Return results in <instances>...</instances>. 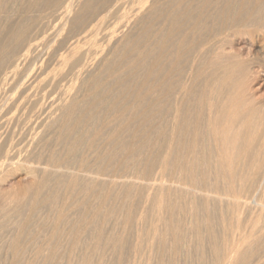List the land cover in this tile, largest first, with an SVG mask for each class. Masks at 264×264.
Here are the masks:
<instances>
[{
	"label": "bare ground",
	"instance_id": "6f19581e",
	"mask_svg": "<svg viewBox=\"0 0 264 264\" xmlns=\"http://www.w3.org/2000/svg\"><path fill=\"white\" fill-rule=\"evenodd\" d=\"M64 233L75 264H264V0H0V246Z\"/></svg>",
	"mask_w": 264,
	"mask_h": 264
},
{
	"label": "rangeland",
	"instance_id": "374dc122",
	"mask_svg": "<svg viewBox=\"0 0 264 264\" xmlns=\"http://www.w3.org/2000/svg\"><path fill=\"white\" fill-rule=\"evenodd\" d=\"M245 53H248V54H251V55H249V56H255V57H259V58H262L261 56H263V54H261V52H260V50L258 49V47L256 46V45H253V46H250L249 48H247V52H245ZM246 55V54H245ZM159 123V121H156V122H154V125H157ZM113 203V202H112ZM40 216V217H39ZM179 217H180V215H179ZM41 219V215H37V217L35 218V220L36 221H38V220H40ZM49 226V225H48ZM48 228H50V226L48 227ZM48 228H47V230H48ZM60 241H59V237L55 240H53V244L54 245H56V243H57V245H56V247L58 248V247H60V248H58L57 250H58V252H57V254L55 255V256H53V258L54 257H56V258H54L55 260H53V262H52V264L54 263V264H58L59 263V261H60V263L59 264H71L70 263V260H71V262L73 263V264H75L74 262H76V260H78V259H80V258H78V257H81L82 258V256H83V254H84V252H82L83 250V248H79L78 250H76V251H73L74 252V254H73V252H69V250H67L68 249V247L69 246H67V245H69L68 243H70V238L67 236V233L65 234H63L62 235V237H60ZM63 239V240H62ZM69 239V240H68ZM65 241V242H64ZM33 242V241H32ZM27 244H29V247L27 248V245H26V249H24V250H26V254L25 255H23L22 256V254L23 253H25V251H23L22 252V254H19V255H17V257H15V258H17V259H19V257H20V259L22 258H24L23 260V262H25V261H27L28 259H33L34 258V255H32V254H34L33 253V251H35L34 249H36V246L34 245V243H31V239L29 238L28 240H27ZM59 245V246H58ZM66 248H65V247ZM61 247H63V249L61 248ZM2 249V250H1ZM4 249V250H3ZM6 249V247H1L0 246V260H2V261H0V264H10V262H9V259H10V261H11V258H9V256H11L10 254H9V252H6V251H8V250H5ZM33 249V250H32ZM62 249V250H61ZM28 250V251H27ZM66 250H67V252H66ZM80 250H82L81 251V253H80ZM32 251V252H31ZM85 251V250H84ZM7 253V254H6ZM27 253H28V255H27ZM44 253H46V252H44ZM66 253L69 255H66ZM71 253V254H70ZM9 254V255H8ZM30 254V255H29ZM59 254H60V256H59ZM76 254V255H75ZM80 254V255H79ZM130 254V255H129ZM129 256H132L133 258H136V259H140V260H143L144 258H142V257H140V255L138 256H133V253L132 252H130L129 251ZM74 255V256H73ZM182 255V257H179V259H181V261H184L183 259L185 258L184 256H186L184 253L183 254H181ZM180 255V256H181ZM184 255V256H183ZM85 256V255H84ZM141 256H143L144 257V255H141ZM146 256V255H145ZM75 257V258H74ZM132 257H131V259H129V258H127L129 261H131L132 260ZM140 257V258H139ZM62 258V259H61ZM64 258L66 259V260H64ZM97 258H99L97 255L95 256L94 255V257H93V260H95V261H98V259ZM183 258V259H182ZM19 259V260H20ZM73 259V260H72ZM62 260H63V262H62ZM67 260L69 261V262H67ZM8 263H7V262ZM22 261V260H21ZM58 261V262H57ZM79 261V260H78ZM77 261V262H78ZM185 261H186V259H185ZM76 264H78V263H76Z\"/></svg>",
	"mask_w": 264,
	"mask_h": 264
}]
</instances>
